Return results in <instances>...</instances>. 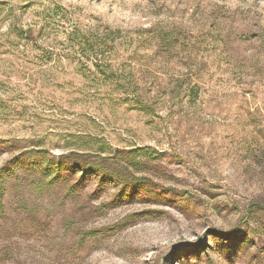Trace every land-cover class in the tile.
<instances>
[{
    "label": "rangeland",
    "instance_id": "1",
    "mask_svg": "<svg viewBox=\"0 0 264 264\" xmlns=\"http://www.w3.org/2000/svg\"><path fill=\"white\" fill-rule=\"evenodd\" d=\"M0 264H264V0H0Z\"/></svg>",
    "mask_w": 264,
    "mask_h": 264
}]
</instances>
